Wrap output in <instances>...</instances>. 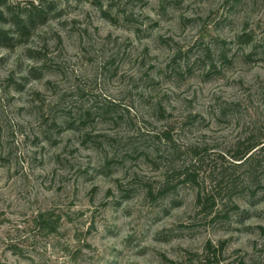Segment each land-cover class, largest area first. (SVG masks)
<instances>
[{"label":"rangeland","instance_id":"obj_1","mask_svg":"<svg viewBox=\"0 0 264 264\" xmlns=\"http://www.w3.org/2000/svg\"><path fill=\"white\" fill-rule=\"evenodd\" d=\"M38 5L0 47V264H264V0H0Z\"/></svg>","mask_w":264,"mask_h":264},{"label":"trees","instance_id":"obj_2","mask_svg":"<svg viewBox=\"0 0 264 264\" xmlns=\"http://www.w3.org/2000/svg\"><path fill=\"white\" fill-rule=\"evenodd\" d=\"M44 5L34 6L27 13L22 15L8 14L0 10V47L13 49L22 44L28 43L33 36L34 31L47 20L48 11ZM9 24L12 29H6L5 26ZM167 138H169L167 136ZM262 144H257L249 148L244 154H239L234 157L238 162L237 166L246 167L248 176L252 179V183L256 184L259 177L261 164L256 161L254 153ZM264 148V147H263ZM197 154V151H196ZM41 225L47 227L49 220L45 216H40Z\"/></svg>","mask_w":264,"mask_h":264}]
</instances>
